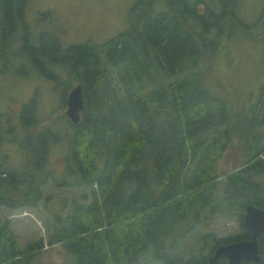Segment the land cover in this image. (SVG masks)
Wrapping results in <instances>:
<instances>
[{"label":"trees","instance_id":"16d2710c","mask_svg":"<svg viewBox=\"0 0 264 264\" xmlns=\"http://www.w3.org/2000/svg\"><path fill=\"white\" fill-rule=\"evenodd\" d=\"M28 1L0 0V61L8 58L22 29L21 50L40 72L59 81L47 63L61 62L75 74L84 96L80 121L67 119L73 132L65 167L75 184L91 185L92 198L76 203L46 240L63 245L65 264H135L146 252L161 264H181L177 254L168 252L166 239L172 233L183 236L179 230L188 216L195 223L207 207L237 209L242 233L213 237L207 255L186 262L205 264L217 245L248 238L245 206H264V144L222 176L219 193L216 167L230 133L228 128L211 137L205 133L228 119L227 107L214 84L185 73L199 65L207 46L212 52L217 42L208 32L221 29L229 5L239 0H205L202 11L199 0H165L167 6L159 11L152 9L153 0H135L126 28L105 41L67 46L53 28L35 38L25 20ZM260 14L264 17V5ZM38 18L47 22L51 11H40ZM262 98L264 83L255 112ZM32 109L33 100L21 106L23 121ZM38 133L22 143L28 156L24 169L0 162V204L35 205L41 197L39 186L49 168L42 170V178L36 176L47 152ZM34 150L39 165L31 163ZM258 240L260 259L241 264H264V232ZM42 246L40 239L21 248L10 220H0V264H28ZM217 264L228 263L220 258Z\"/></svg>","mask_w":264,"mask_h":264},{"label":"rangeland","instance_id":"374dc122","mask_svg":"<svg viewBox=\"0 0 264 264\" xmlns=\"http://www.w3.org/2000/svg\"><path fill=\"white\" fill-rule=\"evenodd\" d=\"M134 2L29 0L25 20L35 38L40 35L41 29L53 28L63 46L86 41L101 42L128 26ZM206 2L212 3L211 0ZM205 5V0H199L198 10H204ZM263 5L264 0H239L230 4L229 14L221 21V29L213 27L208 32L209 38L217 42L212 52L207 46L199 65L185 72L187 75L191 72L201 75L214 84L215 91L227 107L228 119L205 133L206 137H211L225 128L230 133L216 167V174L221 175L219 193L224 179L222 176L240 167L264 144V98L261 106L254 111L259 88L264 83V17L260 14ZM152 6L154 11H159L167 5L165 0H153ZM45 9L51 11V18L40 22L37 17ZM21 34L22 29L17 31L11 43L8 58L0 61V162L24 169L28 156L22 143L29 134L39 130V140L45 142L43 146L47 152L46 164L38 172L41 176L37 172L36 176L42 178V170L46 167L49 172L39 186L42 194L35 205L26 203L11 207L1 203L0 220H10L21 248L27 243L43 240V246L30 257L28 264H65L68 255L63 245H48L47 237L56 223L66 220L76 203H87L92 198L91 185L75 184V180L67 176L65 167L73 126L64 113V96L77 81L75 74L61 62L47 63V67L58 75L59 81L43 75L29 55L21 50ZM30 100H33V109L31 113L27 112L28 119L23 121L21 106ZM46 134L51 138L47 139ZM31 157V163L37 165L41 162L36 150L32 151ZM186 220L179 230L185 231L183 236L175 238L172 233L166 239L168 252L177 254L182 259L181 264H196L186 261L207 255L213 237L242 233L235 208L226 212L207 207L195 223L191 216ZM189 223L193 228H188ZM205 233H211V236L205 239ZM145 255L135 264H161L149 258L150 252Z\"/></svg>","mask_w":264,"mask_h":264},{"label":"water","instance_id":"95a60500","mask_svg":"<svg viewBox=\"0 0 264 264\" xmlns=\"http://www.w3.org/2000/svg\"><path fill=\"white\" fill-rule=\"evenodd\" d=\"M84 108L82 86L76 83L66 96L65 115L70 122L77 124ZM244 227L250 233L249 238H241L217 245L208 256L205 264H217L220 258H225L228 264H241L242 260L260 259L258 236L264 232V206L248 203L243 213Z\"/></svg>","mask_w":264,"mask_h":264},{"label":"flooded vegetation","instance_id":"af4514ba","mask_svg":"<svg viewBox=\"0 0 264 264\" xmlns=\"http://www.w3.org/2000/svg\"><path fill=\"white\" fill-rule=\"evenodd\" d=\"M38 18V17H37ZM38 20L40 21V19L38 18ZM42 31L41 32H43V31H45L44 29H41ZM47 30V29H46ZM249 232V231H248ZM250 237V236H249ZM248 237V238H249ZM258 243H259V240H258ZM259 249H260V247H259ZM260 256H261V254H260ZM243 261H254V260H242L240 263H242ZM258 261V260H257Z\"/></svg>","mask_w":264,"mask_h":264}]
</instances>
